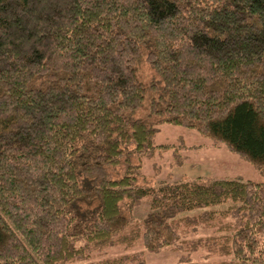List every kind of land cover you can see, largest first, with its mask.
I'll use <instances>...</instances> for the list:
<instances>
[{
  "label": "trees",
  "instance_id": "trees-1",
  "mask_svg": "<svg viewBox=\"0 0 264 264\" xmlns=\"http://www.w3.org/2000/svg\"><path fill=\"white\" fill-rule=\"evenodd\" d=\"M165 124L264 174V0H0V264L159 252L198 225L220 232L194 250L264 264V179L139 183Z\"/></svg>",
  "mask_w": 264,
  "mask_h": 264
},
{
  "label": "rangeland",
  "instance_id": "rangeland-1",
  "mask_svg": "<svg viewBox=\"0 0 264 264\" xmlns=\"http://www.w3.org/2000/svg\"><path fill=\"white\" fill-rule=\"evenodd\" d=\"M139 72L141 79L147 85L159 79L148 63H143ZM155 142L169 144L170 147L158 148L141 160V176H139L141 184L155 185L162 180L176 181L194 179L199 176L206 178L240 177L256 181L264 179L262 171L251 162L232 152L225 145H215L211 139L193 129L165 124L156 134ZM111 172L113 177L118 178L123 173V168L118 167L115 170L112 169ZM149 209L150 201L148 198H144L135 209V216L141 218ZM224 219L225 221H234L230 216ZM218 226L186 227L183 238L188 241L177 243L176 248L149 252L142 243H136L131 247L119 245L95 250L89 258L78 260L76 264H106L107 260L121 256L134 259H130L124 264H233L229 257L212 252L206 246L194 250L190 245L198 238L218 235L220 232Z\"/></svg>",
  "mask_w": 264,
  "mask_h": 264
},
{
  "label": "crops",
  "instance_id": "crops-1",
  "mask_svg": "<svg viewBox=\"0 0 264 264\" xmlns=\"http://www.w3.org/2000/svg\"><path fill=\"white\" fill-rule=\"evenodd\" d=\"M164 126V125H163ZM163 126H161V127H163Z\"/></svg>",
  "mask_w": 264,
  "mask_h": 264
}]
</instances>
